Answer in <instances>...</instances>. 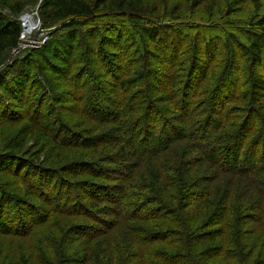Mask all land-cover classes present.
Returning <instances> with one entry per match:
<instances>
[{
	"label": "trees",
	"instance_id": "16d2710c",
	"mask_svg": "<svg viewBox=\"0 0 264 264\" xmlns=\"http://www.w3.org/2000/svg\"><path fill=\"white\" fill-rule=\"evenodd\" d=\"M31 4L0 0V264H264V0H41L22 56Z\"/></svg>",
	"mask_w": 264,
	"mask_h": 264
},
{
	"label": "rangeland",
	"instance_id": "374dc122",
	"mask_svg": "<svg viewBox=\"0 0 264 264\" xmlns=\"http://www.w3.org/2000/svg\"><path fill=\"white\" fill-rule=\"evenodd\" d=\"M225 2V4L227 5H232L233 4V0H223ZM40 2L41 0H33V4H31L30 6H28L25 11L22 13V15L20 16L19 20L21 22V24L23 23V20L24 18L26 17H29V16H26L24 17L26 14L28 15H31L32 17L29 18L30 20H33L32 21H35L38 28L33 32V34L27 38L23 44L21 45V50L20 51H23V55L22 56H25L26 55V52L27 53H30L32 50H37L39 47H41V43L47 39L48 35L46 33H44V30H43V23L41 21V17H40V14H39V6H40ZM240 4V3H238ZM5 13L8 15L9 12L5 11ZM233 23L232 24H229V19L226 17L223 21L221 22H215V23H211V24H215V25H218V30L220 29V31L218 30H214L212 31L211 34L213 35H216V36H225V33L224 31H226L227 29L229 30V32H231L232 34L234 33H238V29H237V26L241 25V18L240 16L238 15L237 17H234L233 16ZM188 22H185L186 24L190 25V24H194L195 21L193 18H189L187 19ZM177 23V22H176ZM244 24V22H242ZM227 30V31H228ZM217 31V33L215 32ZM47 32V31H45ZM188 36L191 37V35H194L195 33L193 31H188ZM39 40H41V43L39 42ZM217 44V43H216ZM217 46V45H215ZM151 129L149 130V128L147 127L146 128V134L151 138H154L158 132V130H154L155 127L153 125V122L151 124ZM159 129V127H158ZM154 130V131H153ZM260 158V157H259ZM113 205V204H112ZM107 218V217H106Z\"/></svg>",
	"mask_w": 264,
	"mask_h": 264
},
{
	"label": "built area",
	"instance_id": "2783aa9c",
	"mask_svg": "<svg viewBox=\"0 0 264 264\" xmlns=\"http://www.w3.org/2000/svg\"><path fill=\"white\" fill-rule=\"evenodd\" d=\"M29 16V18H31V15L26 14L24 17ZM33 20V18H32ZM26 21L25 19L23 20V23L21 24L22 26V31H21V35H20V40H21V45L23 44V42L29 38L33 32L38 28L37 24L35 21ZM46 40V39H45ZM39 42L41 43V41L39 40ZM21 50V48H20Z\"/></svg>",
	"mask_w": 264,
	"mask_h": 264
},
{
	"label": "bare ground",
	"instance_id": "6f19581e",
	"mask_svg": "<svg viewBox=\"0 0 264 264\" xmlns=\"http://www.w3.org/2000/svg\"><path fill=\"white\" fill-rule=\"evenodd\" d=\"M26 21H30L29 17L24 18Z\"/></svg>",
	"mask_w": 264,
	"mask_h": 264
}]
</instances>
